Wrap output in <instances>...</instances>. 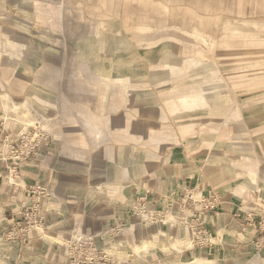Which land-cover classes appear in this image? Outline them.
<instances>
[{
    "label": "rangeland",
    "instance_id": "1",
    "mask_svg": "<svg viewBox=\"0 0 264 264\" xmlns=\"http://www.w3.org/2000/svg\"><path fill=\"white\" fill-rule=\"evenodd\" d=\"M124 56L142 66L109 64ZM208 85L214 102L182 108ZM0 98V264H264L259 221L208 227L220 205L203 216L217 246L195 245L182 198L228 203L226 180L181 190L164 173L233 153L263 179L264 0H0ZM249 208L264 214V191ZM244 232L255 254L225 250Z\"/></svg>",
    "mask_w": 264,
    "mask_h": 264
},
{
    "label": "crops",
    "instance_id": "2",
    "mask_svg": "<svg viewBox=\"0 0 264 264\" xmlns=\"http://www.w3.org/2000/svg\"><path fill=\"white\" fill-rule=\"evenodd\" d=\"M170 26L178 27L177 24ZM181 29L187 30L185 27ZM212 135H214L215 137L216 133H212ZM214 137H211V139H213ZM212 141L213 140H211V142ZM216 151H218V149ZM174 153L175 152L172 151L170 156L174 157ZM212 153H205L202 157L199 156V159L193 157L189 158V156H186L184 152L183 156L178 154L175 156L176 159L174 160V163L165 168L164 173L166 174L165 177H167V182L173 181V183H176L181 190H183V188H188L189 186L201 187V185L205 184L206 182V184L210 186H207L206 190H209L211 192V189L215 190V185L208 179V176L211 175L215 178L221 177L220 180H226L227 190L221 193L223 196H227L228 203L223 202L224 204L219 206L218 214L215 217V221L218 220L219 222L218 227L215 224L214 226L208 224L209 228L215 229L218 232V229L224 228L226 224L230 227L229 223L237 222V224L244 225V218L237 217L236 214L239 213V210H250L249 205L256 189H258L260 195L261 192L263 193L264 169L256 168L254 175H257V177L259 178H263L261 181L256 183L249 178L250 176L248 174L249 171L247 170V168H242L241 166H239L240 164H237L240 163V161L241 163H246V158H243L241 156L240 158L236 159V156L233 157V153H227L226 156L224 155V157L222 155H216L215 152ZM251 156L252 157H247H249L250 160L256 161L258 163L259 161H262L260 157L258 158L255 155ZM225 163L226 165H224ZM200 167L202 168V170ZM166 188L169 191L174 190L176 187L173 188L172 185H168ZM206 193H208V191H206ZM223 216L226 217L224 221L222 218ZM244 233L243 240L239 235H231L229 238L230 242H224L225 250L230 252L236 250L248 251L249 253L255 254L252 234L249 232Z\"/></svg>",
    "mask_w": 264,
    "mask_h": 264
},
{
    "label": "built area",
    "instance_id": "3",
    "mask_svg": "<svg viewBox=\"0 0 264 264\" xmlns=\"http://www.w3.org/2000/svg\"><path fill=\"white\" fill-rule=\"evenodd\" d=\"M24 138H26L25 136H23ZM6 141H10V140H6ZM12 148L14 149V146H12ZM33 150H22L21 152L17 149L14 151L15 156L17 158H20L21 155L25 154V157H28ZM8 160V156L6 155L5 149L2 150V152L0 153V161H7ZM196 190L194 191H187L186 193V197L182 198L183 199V205L184 207L189 206V203H187L189 200L193 201L190 203H197V206L199 207V216L198 218L195 219V223H192V228L195 230L196 232V237H195V245L198 247H207L208 245L210 246H217L213 240H212V236L211 233L209 232V228H207V218H203L205 213L210 212L211 210H214V208L218 205H221V200L219 198V195L217 193H213L210 194L209 196L201 194L200 195H196L195 193ZM260 211L257 212H245L244 214L242 212H239L238 214H236L237 217H241L244 218V220L246 221V223L248 224H252L255 223L256 221L258 222V225H256L257 231L259 230L260 236L257 237L256 240V246L258 249H262L264 248V214L260 213ZM180 219L184 220L185 223L189 224L186 217L185 216H180ZM183 222V221H182ZM190 225V224H189ZM191 227V225H190ZM221 245V244H218Z\"/></svg>",
    "mask_w": 264,
    "mask_h": 264
},
{
    "label": "bare ground",
    "instance_id": "4",
    "mask_svg": "<svg viewBox=\"0 0 264 264\" xmlns=\"http://www.w3.org/2000/svg\"><path fill=\"white\" fill-rule=\"evenodd\" d=\"M195 33V32H194ZM195 35V34H194ZM197 36V35H196ZM199 37V35L197 36ZM203 39V38H202ZM205 40V39H203ZM214 44V43H213ZM126 47V43L122 41V43L119 44L118 46V50L125 48ZM172 55V54H171ZM166 56H170V51H168L166 53ZM190 63V62H189ZM195 63V62H194ZM111 65H117V67L123 68L125 69L127 72L130 73H134L138 70L139 67H141V63L140 60L137 59L136 57H132V56H124L121 57L119 60H117L115 63H109ZM190 66V64H189ZM188 66V67H189ZM195 66V65H194ZM193 66V67H194ZM170 68V67H169ZM177 69V68H176ZM187 69V68H186ZM190 69V68H189ZM173 70V69H172ZM180 70V69H179ZM107 72V71H106ZM196 87H199L196 86ZM211 85L208 87H206L205 89L199 91L197 94H192V95H181L178 97V102L180 103V105L182 106V108L184 109H192L195 108L197 106H201V105H209L210 103L214 102L216 100V96L213 95H209ZM199 89V88H198ZM207 89V90H206ZM217 89V87H215V90ZM185 92V91H184ZM180 94V93H179ZM5 106H6V110L10 111L12 110V104L14 105V107L17 108V105L15 103L11 104V98L10 96L5 93L4 95L1 96ZM174 104V102H172ZM176 104V103H175ZM218 104V103H217ZM178 106V105H177ZM177 108V107H176ZM18 109V108H17ZM178 109V108H177ZM217 111V110H216ZM240 164L239 166H241L242 168L246 167L245 163H237ZM251 170V169H250ZM247 173V172H246ZM257 176V175H256ZM257 178V177H256ZM254 182V181H253ZM205 263L209 264L210 261H206Z\"/></svg>",
    "mask_w": 264,
    "mask_h": 264
}]
</instances>
